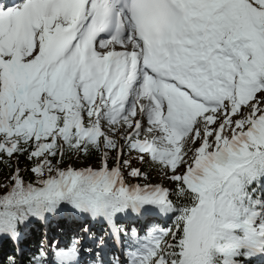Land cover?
Listing matches in <instances>:
<instances>
[{"label": "snow or ice", "instance_id": "obj_1", "mask_svg": "<svg viewBox=\"0 0 264 264\" xmlns=\"http://www.w3.org/2000/svg\"><path fill=\"white\" fill-rule=\"evenodd\" d=\"M93 151L99 168L63 166ZM0 164V240L18 248L34 222L83 219L82 237L29 264L264 259V0L0 4Z\"/></svg>", "mask_w": 264, "mask_h": 264}, {"label": "trees", "instance_id": "obj_2", "mask_svg": "<svg viewBox=\"0 0 264 264\" xmlns=\"http://www.w3.org/2000/svg\"><path fill=\"white\" fill-rule=\"evenodd\" d=\"M99 152H91L87 157L81 156V159L86 164L85 167H93L92 162L100 155ZM74 157V156H73ZM72 158V157H71ZM68 156H65L63 166H65L70 160ZM115 161H109V165L111 167L115 166ZM32 166L31 162L27 161L24 157H21L19 160V167L23 169H30ZM84 168V167H83ZM94 168V167H93ZM12 169H9L6 165L0 164V181L6 182L8 176ZM26 182L35 183V176L31 171L23 172ZM8 191L7 188H0V195L5 194ZM69 214L67 212L61 214L50 220L49 223L43 224L39 222H34L29 225L26 229L23 230L24 235L23 239L20 241L19 247L17 248L16 244L11 241L10 239H2L0 240V264H9V257L15 252V259L18 264H29V260L33 256L34 253L37 252V249L41 247L40 245L43 244V238H50L54 237L55 234H59L64 230V226L66 224V220H68ZM165 219V221L163 220ZM175 223V215H171L170 217L165 216H158L157 220L149 221L148 227L150 226H158V227H173ZM98 226L97 230L101 231L102 225L95 224L94 226ZM93 229H96L94 228ZM136 227L139 228L138 222H136ZM97 232V231H95ZM98 232V233H99ZM83 236V234H82ZM72 237H64L60 239L62 242H65L66 245L69 244ZM47 240V239H46ZM45 240V241H46ZM58 240H53V243H49L46 247L49 248L51 252L53 245H56ZM61 242V243H62ZM63 246V244L59 245ZM50 259H54V257H50ZM259 258H252L251 260H245L244 264H258Z\"/></svg>", "mask_w": 264, "mask_h": 264}, {"label": "rangeland", "instance_id": "obj_3", "mask_svg": "<svg viewBox=\"0 0 264 264\" xmlns=\"http://www.w3.org/2000/svg\"><path fill=\"white\" fill-rule=\"evenodd\" d=\"M117 49H120L119 46H117ZM120 50H122V49H120ZM110 161H115V160L111 159ZM100 163H101V154L95 159V161L92 162V166L94 168H99L100 167ZM69 165L72 166V167H76V168H83V167L86 166V164L83 162L81 157H79V158L72 157L71 160L64 167H67ZM133 167H138V168H141L143 171L148 172L149 176H150V182L152 184H162L165 187H171L172 186L171 183L166 178L163 177L162 173L158 169H156L154 166H152L150 163L142 164L139 161H135L134 160L133 161ZM125 175L127 176V172H125ZM128 179L132 183H136V182L143 183V181H137L134 178H130L129 177ZM157 217L158 216H152L148 220L136 221V222H138L139 229H141V231L143 232L144 229L148 228V224L147 223L149 221H151V220H157ZM163 220L165 221V219H163ZM66 223H68L69 225H65L64 226L65 228H64V230L62 232L58 231L59 234H55L54 237L48 238V236H47V238H43L42 239L43 244H41L40 246H42V245L46 246L49 243L51 244V243H53V240H55V241L58 240L59 241L58 244L61 245L62 243H61L60 239L62 238V236H64V237L65 236L66 237L67 236L68 237L72 236L73 238L77 237V236L82 237V233L79 232L80 224L83 223V219L82 218L71 216L69 214L68 220H66ZM125 223H131V221H125ZM98 226L99 225L94 226V228H96V229H93V231H97ZM69 228H70V230H68ZM64 244L66 245V243H64ZM87 246H89V243H88ZM87 246H85V247H87ZM116 255H120V253L116 252ZM121 258L125 259V260L127 259L126 256L125 257H121Z\"/></svg>", "mask_w": 264, "mask_h": 264}, {"label": "bare ground", "instance_id": "obj_4", "mask_svg": "<svg viewBox=\"0 0 264 264\" xmlns=\"http://www.w3.org/2000/svg\"><path fill=\"white\" fill-rule=\"evenodd\" d=\"M117 50H120V49H117ZM99 232V230H97V233ZM82 243L85 245V246H87L88 245V243H90L89 241H87V240H82ZM117 253H120L119 251H117ZM109 259V258H108ZM84 261H85V264H92V262H91V257L87 254V253H85L84 254Z\"/></svg>", "mask_w": 264, "mask_h": 264}]
</instances>
